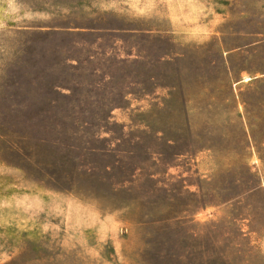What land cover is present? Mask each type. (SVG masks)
I'll list each match as a JSON object with an SVG mask.
<instances>
[{"label": "rangeland", "instance_id": "374dc122", "mask_svg": "<svg viewBox=\"0 0 264 264\" xmlns=\"http://www.w3.org/2000/svg\"><path fill=\"white\" fill-rule=\"evenodd\" d=\"M0 264H264V0H0Z\"/></svg>", "mask_w": 264, "mask_h": 264}, {"label": "trees", "instance_id": "16d2710c", "mask_svg": "<svg viewBox=\"0 0 264 264\" xmlns=\"http://www.w3.org/2000/svg\"><path fill=\"white\" fill-rule=\"evenodd\" d=\"M32 33H36V32H31L30 31V35H29V37H28V41H30V42H28V43H35L38 39H37V36H31V34ZM34 48H32V49H29V50H27L26 51V53H27V56H26V59L24 58V63H25V70H26V73L25 74H21L20 76H19V79H18V82H14L13 84L14 85H16L17 87V89H19L22 93L23 92H31L32 90H34L33 88V86L31 85V81H28V80H26L28 77H27V74H30V75H36L37 76V73H36V71H35V66H36V60H35V58H34V55H35V53H34V50H33ZM33 69H34V71H35V73L33 72ZM17 77H18V75H17ZM32 78V80H34V78H33V76H31ZM21 78V79H20ZM22 100H24V99H22Z\"/></svg>", "mask_w": 264, "mask_h": 264}]
</instances>
